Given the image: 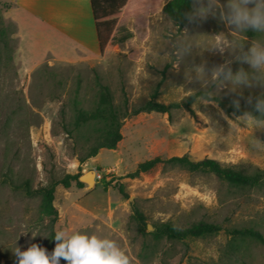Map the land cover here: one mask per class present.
Returning a JSON list of instances; mask_svg holds the SVG:
<instances>
[{"label":"rangeland","instance_id":"374dc122","mask_svg":"<svg viewBox=\"0 0 264 264\" xmlns=\"http://www.w3.org/2000/svg\"><path fill=\"white\" fill-rule=\"evenodd\" d=\"M1 1L4 21L0 20V26L8 30L14 52L13 67L0 70V264H16L12 252L16 246L23 251L36 243L49 253L53 250L50 218L42 212L41 197L25 195L21 183L28 179L38 189L51 179L90 170L96 172L92 187L85 182L83 187L75 182L68 188L57 185L54 231L67 227L115 239L133 264H264L263 244L248 238L231 240L227 233L235 227H253L264 234V185L240 189L214 174L162 166L136 178L127 176L145 160L184 154L193 160L213 158L225 165L263 170L264 147L254 141L264 142V130L235 122L238 116L226 114L215 101L206 104L197 99L192 104L194 113L179 108L170 114L142 112L126 118L117 147L102 148L81 163L76 153L83 149L63 131L59 115L62 105L73 97L90 109L99 90L97 78L111 86L116 101L122 99L124 89L132 105L143 104L153 95L165 104L179 102L204 90L188 78L191 68L201 63L211 68L231 59L227 53L221 56L203 48L210 36L229 31L218 16L178 27L162 12L167 0H134L131 3L139 7L128 14L124 9L113 32L115 42L104 52L77 51L74 60L48 54L42 63L29 66L19 59L17 26L5 17ZM128 31L132 36L119 42ZM254 36L249 32L240 39ZM183 45L192 46L189 54L180 53ZM231 66L233 71L241 66L249 70L247 64ZM261 91L255 87L233 93L225 88L216 96L228 104L239 99L240 105L248 106L247 97L254 101ZM88 131L80 133L79 139ZM119 184L128 198L119 192ZM133 203L151 227L169 221L183 228L205 220L222 229L205 238L155 241L139 232L132 220ZM152 230L147 228L146 233ZM34 231L39 234L35 238ZM144 242L149 245L147 251L142 250Z\"/></svg>","mask_w":264,"mask_h":264},{"label":"trees","instance_id":"16d2710c","mask_svg":"<svg viewBox=\"0 0 264 264\" xmlns=\"http://www.w3.org/2000/svg\"><path fill=\"white\" fill-rule=\"evenodd\" d=\"M127 14L139 7L134 0H90L93 18L95 22L99 51L102 53L109 43L115 42L113 35L116 24L121 17L125 6ZM4 10L12 7V3L8 0H2ZM191 10V0H167L162 6V12L178 27H183L189 23L184 14ZM3 22L4 18L0 16ZM1 22V23H2ZM132 36L131 32L125 33L118 38L119 42H123ZM14 47L10 34L6 27L0 26V70L9 71L13 67ZM99 87L94 105L90 109H85L76 97H73L68 103L62 105L59 111L62 122V129L68 137L73 139L75 146H80L83 150L76 153L79 161L82 163L88 158L94 157L102 148L115 149L122 140V124L128 117L138 115L142 112H158L170 114L172 110L183 108L193 112L192 104L199 99L204 90L191 93L182 101L171 102L168 104L156 101L155 95L148 101L140 105H132L129 103L128 97L122 89V99L115 100L112 88L109 84L102 82L97 78ZM214 101L228 115H242L244 111L252 110V106L240 105L237 110L233 104H228L218 96H214ZM88 131L83 140L79 139L80 133ZM76 148V147H75ZM157 166L163 169H180L190 173H210L214 174L218 179L226 182L232 187L246 189L259 187L264 185V169L251 168L247 165L231 164L225 165L213 158H203L193 160L189 155L172 156L162 158L156 156L154 158L140 162L133 172L127 174L130 178L139 177L141 173L148 172ZM80 174H66L60 179H51L47 186L33 189L28 179L24 180L20 187L27 196H40L41 209L44 215L50 218L49 239L55 247V241L52 239L55 231L53 225L57 220L58 211L54 206V193L57 185L61 184L65 188L71 186L72 182L78 187L84 184L79 180ZM118 190L124 198H128L127 192L122 184L118 185ZM132 220L136 223L139 232L149 234L155 241H183L185 239H198L215 235L221 231V227L205 220L192 223L187 227H179L173 222H159L152 224L153 230L146 233L148 224L145 214L140 210L136 203H133ZM227 233L231 236V240L235 239H252L264 245V234L253 227H235L228 229ZM148 243L144 242L142 250L147 251ZM229 248L236 253V246L232 243Z\"/></svg>","mask_w":264,"mask_h":264},{"label":"clouds","instance_id":"9594fccd","mask_svg":"<svg viewBox=\"0 0 264 264\" xmlns=\"http://www.w3.org/2000/svg\"><path fill=\"white\" fill-rule=\"evenodd\" d=\"M209 16H218L229 31L210 36L203 44L204 50L221 56L227 53L231 59L211 68L206 63L191 68L188 78L200 83L204 89L200 101L214 103V96L225 88L233 93L243 88L259 87L264 90V0H226V3H221V0H191V10L184 14L189 23L206 20ZM249 32L255 34L254 38L240 39L241 35ZM191 49V45H183L179 51L187 55ZM234 62L247 64L249 70L241 66L233 71L231 65ZM213 87L215 92L211 90ZM232 103L239 110L240 100L235 99ZM247 103L252 110L244 111L235 122L264 130V91L254 101L251 95L248 96ZM254 144L264 147V142L258 139ZM37 235L38 231L32 232L33 238ZM52 239L55 247L50 253L36 243H31L23 251L16 246L12 250L16 264H61V260L65 264H133L132 258L115 239L67 227L55 230Z\"/></svg>","mask_w":264,"mask_h":264},{"label":"crops","instance_id":"0c3cea01","mask_svg":"<svg viewBox=\"0 0 264 264\" xmlns=\"http://www.w3.org/2000/svg\"><path fill=\"white\" fill-rule=\"evenodd\" d=\"M8 1L12 7L4 15L17 26L19 59L24 64L38 65L48 54L74 60L77 51L99 50L90 0Z\"/></svg>","mask_w":264,"mask_h":264},{"label":"water","instance_id":"95a60500","mask_svg":"<svg viewBox=\"0 0 264 264\" xmlns=\"http://www.w3.org/2000/svg\"><path fill=\"white\" fill-rule=\"evenodd\" d=\"M79 180L81 182H85L87 183V185L89 187H92L94 184H95V181H96V172L95 170H90L84 174H82L80 177H79ZM149 229H152V227L149 225L148 226Z\"/></svg>","mask_w":264,"mask_h":264}]
</instances>
